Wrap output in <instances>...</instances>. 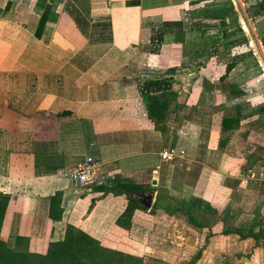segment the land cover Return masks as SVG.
<instances>
[{"label":"crops","instance_id":"obj_1","mask_svg":"<svg viewBox=\"0 0 264 264\" xmlns=\"http://www.w3.org/2000/svg\"><path fill=\"white\" fill-rule=\"evenodd\" d=\"M234 15L233 0H0V193L9 197L1 235L10 248L45 250L71 225L98 240L118 233L120 248L137 246L144 264H225L218 258L227 250L233 263L238 252L241 264H264L263 239L223 234L221 221L199 228L181 212L154 208L165 189L167 204L193 198L220 215L244 208L247 224L264 217V99L255 103L253 77H244L252 69L240 71L249 57L237 53L239 37L245 46L258 41L241 33ZM229 64L236 67L226 75ZM235 83L241 96L232 92ZM172 91L177 96L156 126L144 99ZM224 119L232 121L224 126ZM168 149L175 160L162 159ZM86 158L143 189L74 185L64 172ZM177 161L216 173V192L202 190L207 179L199 195L172 189L168 175ZM233 186L251 195H223ZM151 191L148 209L140 194ZM130 198L147 210L126 216ZM178 217H186L183 228L172 219L176 228L163 243L160 224ZM189 229L203 239L190 242Z\"/></svg>","mask_w":264,"mask_h":264},{"label":"trees","instance_id":"obj_2","mask_svg":"<svg viewBox=\"0 0 264 264\" xmlns=\"http://www.w3.org/2000/svg\"><path fill=\"white\" fill-rule=\"evenodd\" d=\"M46 20V14H43L37 31L38 36L41 34ZM234 67H236V64L227 65L226 75L229 74ZM258 67L260 66L258 65ZM222 79L225 80V77H222ZM232 92L239 96L245 93L244 90L240 89L238 83L233 85ZM176 96L177 93L172 91L145 97L144 101L148 109L149 118L156 123V126H159L162 120H164L168 103L175 99ZM258 111L264 112V105H261ZM231 121L232 119H224V126ZM98 189L105 190L106 192L116 191L130 193L132 191H140L143 187L132 182L124 183L123 181L121 182V180L115 179L110 186L98 187ZM167 192L168 191L165 189L160 191L154 208L162 209L170 215H176L178 212H181L187 216L190 223L199 228L207 227L211 229L214 224L221 221L224 225L223 234L236 233L242 238L252 237L257 243H259L261 239L264 240V217L262 216L257 215V218L248 224L237 222L236 218L239 217V213L233 214L230 209H228L223 215H220L217 207L202 200L197 202L198 200L195 201L193 198H184L173 199V201H170L168 204L164 203ZM8 204L9 197L0 193V264H144L143 257L136 254L137 246L133 247L134 252L125 251L120 248L121 236L118 233H110L104 240H98L83 231L75 229L71 225L67 228L64 240L48 243L45 250L36 252L30 250H14L7 245V242H4L1 235ZM137 208L147 210L135 199L130 198L128 208L125 211L126 216L132 217ZM196 209L197 211L205 212L204 214L206 216H211L213 219L211 221L208 219H200ZM117 224L126 227L125 229H129L121 220H118ZM257 228H259L258 231H256ZM210 234L206 235V241ZM200 255L201 251L195 258H199ZM194 262L195 261H192L190 264Z\"/></svg>","mask_w":264,"mask_h":264},{"label":"rangeland","instance_id":"obj_3","mask_svg":"<svg viewBox=\"0 0 264 264\" xmlns=\"http://www.w3.org/2000/svg\"><path fill=\"white\" fill-rule=\"evenodd\" d=\"M233 2H234V8H235L234 18L238 20L239 24L244 30V32H241V33L244 34L246 31L247 34L245 33L244 35H248L249 38L254 35L258 41V46L254 43L255 45L254 44L253 45L255 47L253 46L251 47L249 44L248 46L250 47H248L244 45L243 43L244 41H243V38H241L242 37L241 34H240L241 37H239L240 41L236 40L237 44L241 42V47H238L237 53H239L241 56L249 57L246 64L245 63L241 64L240 71H242V69L245 68L246 65L252 69L251 74L248 73L244 77H249V76L253 77L249 83H250L252 91H254L253 93L256 94V97L254 98L255 103H260L264 99L261 96V94L264 93V77L261 76L262 73L264 76V59H262V55H261V53H263L264 55V0H233ZM258 65L260 67H258ZM235 164H236L235 162L230 163L231 166L232 165L234 166ZM218 178L219 177L216 173L208 171L207 169L200 167L198 165L191 166V168L188 171L186 170V165L182 166L180 165L178 161L177 163H175L173 166L170 167L169 175H168L169 183L172 189L179 188L180 190H183V191L187 190L193 196L196 195L195 193H197V195L201 193L200 185L204 184L206 179L207 181H209V185L207 186V189H206V186H203L202 190L205 189V190H208L209 192H216L214 190V186L216 185ZM195 183H197L196 186L199 188H197V190H194V189L191 190V185L192 184L194 185ZM183 185H187V186L183 188ZM235 187L236 186H233L231 189L224 190L223 195L232 196V190L235 191L234 192L235 198L237 197L242 198V196H244V200H245L251 195L250 192L247 191V193H245L243 192L242 189L239 190L238 187L237 189L239 191H236ZM179 195H181V193L173 194V198L178 197ZM242 207L248 208V202H246V204H242ZM243 210L244 208L241 209L238 219L240 220L243 219L242 220L243 223H246L244 221H251L246 216H244V218H241L243 213H245ZM197 215L200 219H203V220L208 219L209 221H211L213 219L211 216H206L204 213H201L200 211H197ZM162 219L164 220V218ZM172 219L173 220L177 219V221L179 222L178 225L180 229L183 228L182 225L184 222H186V217H180V218L178 217V218H167V220H165L164 222L165 224L163 223L160 224V229L158 230V234L161 237H163V243L168 242V238H166V236L168 237L169 233L170 232L173 233L174 229L176 228L175 226L174 227L171 226ZM169 227H171L170 230H169ZM187 231L188 232H185L184 234L190 239V242H193V243L196 242L197 237L198 238L200 237L203 239V235H201L200 230L198 232H196V230L194 231L193 229L192 230L189 229ZM205 231L207 232V230ZM210 235L212 236V234ZM4 242H6V240H4ZM214 246L216 248L218 247V245H216L215 242H214ZM11 248H14V247H11ZM17 251H23V250H17ZM231 252L234 253L233 250H227V253L224 254V256H226L223 258L224 260L218 258L219 261L225 262V264H241L240 262L236 261L237 259L236 254L238 252L235 253V255H233V259L235 260V263H233L230 260L231 257L229 258V256L232 255Z\"/></svg>","mask_w":264,"mask_h":264},{"label":"built area","instance_id":"obj_4","mask_svg":"<svg viewBox=\"0 0 264 264\" xmlns=\"http://www.w3.org/2000/svg\"><path fill=\"white\" fill-rule=\"evenodd\" d=\"M165 161L176 159V151L173 149L165 150L161 155ZM64 175L76 186L81 188H98L110 186L115 180V176L106 171L99 161L86 158L79 166L68 169Z\"/></svg>","mask_w":264,"mask_h":264},{"label":"water","instance_id":"obj_5","mask_svg":"<svg viewBox=\"0 0 264 264\" xmlns=\"http://www.w3.org/2000/svg\"><path fill=\"white\" fill-rule=\"evenodd\" d=\"M156 183L157 181L154 180L153 184L156 185ZM87 190H91V188H87ZM140 197H141V202L143 203V205L149 209L152 206V203L155 197V191H151L149 193H141Z\"/></svg>","mask_w":264,"mask_h":264}]
</instances>
